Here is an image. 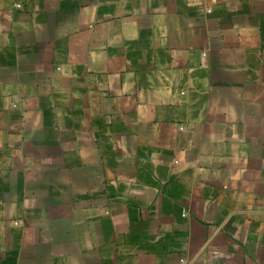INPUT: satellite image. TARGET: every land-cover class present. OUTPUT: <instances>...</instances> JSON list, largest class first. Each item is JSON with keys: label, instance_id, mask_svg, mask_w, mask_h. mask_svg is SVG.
<instances>
[{"label": "crops", "instance_id": "1", "mask_svg": "<svg viewBox=\"0 0 264 264\" xmlns=\"http://www.w3.org/2000/svg\"><path fill=\"white\" fill-rule=\"evenodd\" d=\"M0 264H264V0H0Z\"/></svg>", "mask_w": 264, "mask_h": 264}]
</instances>
